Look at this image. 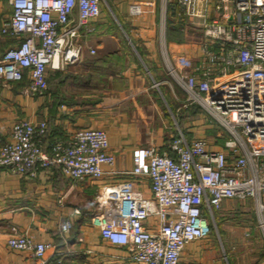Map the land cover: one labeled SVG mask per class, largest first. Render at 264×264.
Segmentation results:
<instances>
[{"label": "built area", "instance_id": "1", "mask_svg": "<svg viewBox=\"0 0 264 264\" xmlns=\"http://www.w3.org/2000/svg\"><path fill=\"white\" fill-rule=\"evenodd\" d=\"M100 1L7 0L12 11L0 23V35L17 43L0 50V77L27 76L26 93H43L48 69H64L80 59ZM177 1L200 23L208 66L220 63L221 68L213 76L197 66L174 71L173 77L188 103L198 104L226 138L221 148H212L206 137L187 139L180 133L170 140L172 153L144 146L131 173L147 175L149 196L134 192L127 180L96 193L92 223L103 238L125 246L137 264H179L185 245L211 232L209 217L225 199H254L264 242V0H215L220 15L213 18L208 17L212 0ZM142 11L137 3L129 5L131 14ZM46 130L45 120H17L10 139L0 144V167L29 177L56 166L82 180L100 178L102 164L114 163L102 128L80 127L49 149L43 143ZM69 227V220L60 224L63 232ZM7 244L32 251L39 264L62 263L59 255L50 261L46 256L52 242L30 234L13 230Z\"/></svg>", "mask_w": 264, "mask_h": 264}, {"label": "crops", "instance_id": "2", "mask_svg": "<svg viewBox=\"0 0 264 264\" xmlns=\"http://www.w3.org/2000/svg\"><path fill=\"white\" fill-rule=\"evenodd\" d=\"M131 3L143 11L131 14ZM209 5L208 17L219 16L216 1ZM100 7L80 59L64 69H48L43 93H26L27 76L0 77V144L10 139L19 119L47 122L46 149L69 140L80 127H97L107 133L114 163L102 164L100 178L82 180L56 166L29 177L0 167V264H39L32 251L8 246L13 230L52 242L49 261L59 255L61 264H137L125 246L103 238L92 223L96 193L127 180L134 192L149 196L147 175L131 173L144 146L172 153L170 140L180 133L187 139L206 137L212 148L224 144L226 135L198 104L188 103L173 77L174 71L197 66L212 76L221 68L220 63L208 66L200 23L189 19L177 0H101ZM11 11L7 0H0V23ZM16 43L0 35L1 51ZM65 220L70 227L63 232ZM209 221L211 232L188 242L179 264H264L253 198L223 200Z\"/></svg>", "mask_w": 264, "mask_h": 264}, {"label": "rangeland", "instance_id": "3", "mask_svg": "<svg viewBox=\"0 0 264 264\" xmlns=\"http://www.w3.org/2000/svg\"><path fill=\"white\" fill-rule=\"evenodd\" d=\"M142 9H143V7H142ZM49 72H51V71L49 70ZM212 122H213V121H212ZM213 123H214V122H213ZM214 124H215V123H214ZM218 130L221 131V129H219V128H218ZM260 239H261V238H260Z\"/></svg>", "mask_w": 264, "mask_h": 264}, {"label": "trees", "instance_id": "4", "mask_svg": "<svg viewBox=\"0 0 264 264\" xmlns=\"http://www.w3.org/2000/svg\"><path fill=\"white\" fill-rule=\"evenodd\" d=\"M47 82H49V80L47 79Z\"/></svg>", "mask_w": 264, "mask_h": 264}]
</instances>
